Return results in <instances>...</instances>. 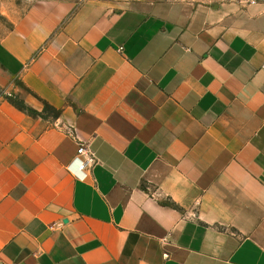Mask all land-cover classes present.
<instances>
[{"label": "crops", "instance_id": "1", "mask_svg": "<svg viewBox=\"0 0 264 264\" xmlns=\"http://www.w3.org/2000/svg\"><path fill=\"white\" fill-rule=\"evenodd\" d=\"M0 264H264V0L0 4Z\"/></svg>", "mask_w": 264, "mask_h": 264}, {"label": "rangeland", "instance_id": "2", "mask_svg": "<svg viewBox=\"0 0 264 264\" xmlns=\"http://www.w3.org/2000/svg\"><path fill=\"white\" fill-rule=\"evenodd\" d=\"M36 0H0V4L6 8L24 9ZM75 8L92 7L100 13H115L127 6L140 5L144 2H160V1H187L193 2L198 0H69ZM52 111V110H49Z\"/></svg>", "mask_w": 264, "mask_h": 264}, {"label": "built area", "instance_id": "3", "mask_svg": "<svg viewBox=\"0 0 264 264\" xmlns=\"http://www.w3.org/2000/svg\"><path fill=\"white\" fill-rule=\"evenodd\" d=\"M246 4L256 3L259 0H240ZM77 153L83 155V158L80 160V166H91L95 162V156L93 151L85 146L83 143H80L77 147Z\"/></svg>", "mask_w": 264, "mask_h": 264}, {"label": "trees", "instance_id": "4", "mask_svg": "<svg viewBox=\"0 0 264 264\" xmlns=\"http://www.w3.org/2000/svg\"><path fill=\"white\" fill-rule=\"evenodd\" d=\"M10 99H11L14 103H16L18 106H20V107L26 108V109H28V110H29L30 112H32V113H39V114H40V112H39L38 110H35V109H33V108H30V107L25 106V104L23 103V101H22L21 99H18V98L13 97V96H10Z\"/></svg>", "mask_w": 264, "mask_h": 264}]
</instances>
